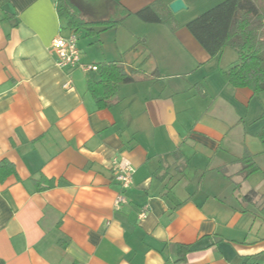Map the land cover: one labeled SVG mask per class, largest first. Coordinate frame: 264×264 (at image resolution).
Returning <instances> with one entry per match:
<instances>
[{"label":"crops","instance_id":"0c3cea01","mask_svg":"<svg viewBox=\"0 0 264 264\" xmlns=\"http://www.w3.org/2000/svg\"><path fill=\"white\" fill-rule=\"evenodd\" d=\"M57 1L0 0V161L14 168L0 180V264H264L260 202H241L258 192L238 174L245 152L264 153L245 129L259 102L185 27L224 0H182L176 13L175 0H70L90 24L76 33ZM145 7L164 21H141ZM71 34L80 63L149 78L99 109L97 71L54 64L53 39ZM241 123L243 137H229ZM115 159L134 170L126 190Z\"/></svg>","mask_w":264,"mask_h":264},{"label":"trees","instance_id":"16d2710c","mask_svg":"<svg viewBox=\"0 0 264 264\" xmlns=\"http://www.w3.org/2000/svg\"><path fill=\"white\" fill-rule=\"evenodd\" d=\"M56 11L74 33L80 29L88 30L90 24L77 17L70 0H58ZM136 15L148 23L164 21L152 7H145ZM166 19L169 22V18ZM185 27L209 58L222 54L226 48L235 52L236 60L222 71L227 84L235 89H248L253 95L264 92V0H224L196 16ZM96 66L98 81H89L88 91L99 109L108 108L116 100L118 86L149 78L138 69L124 68L117 62ZM256 136L264 146V126ZM254 161V156L248 152L239 159L241 169L238 174L242 180H247L249 175L259 170ZM13 171L12 164L0 161L1 181ZM43 180L45 183L46 180ZM52 185V181H47L45 187L37 184L39 191ZM241 202L255 205L260 202L256 205L257 215L264 223V195L258 197L257 193L249 192L242 197ZM179 250L185 253L188 248Z\"/></svg>","mask_w":264,"mask_h":264},{"label":"built area","instance_id":"2783aa9c","mask_svg":"<svg viewBox=\"0 0 264 264\" xmlns=\"http://www.w3.org/2000/svg\"><path fill=\"white\" fill-rule=\"evenodd\" d=\"M51 51L56 56L54 64L60 69L75 70L78 69L84 73L97 71V66L92 64H82L81 62V50H79L78 37L75 34H71L66 37H55L51 43ZM68 88V84L63 86ZM128 163L120 160H113L112 168L114 170L115 180L123 190L131 187L133 184L132 176L134 170ZM124 198L117 196L115 206L118 207L124 203Z\"/></svg>","mask_w":264,"mask_h":264},{"label":"rangeland","instance_id":"374dc122","mask_svg":"<svg viewBox=\"0 0 264 264\" xmlns=\"http://www.w3.org/2000/svg\"><path fill=\"white\" fill-rule=\"evenodd\" d=\"M204 12H202V13H204ZM78 16L79 15L77 14V17ZM194 18H192V19H194ZM189 21H191V20H189ZM223 52H224V56L222 57L223 59L221 61V65L230 66V63L233 60H236V58H237L236 54L230 48H226ZM254 96H255L254 99L257 102H259V106H260V103H262V107L264 108V92H262L260 94H257V95H254ZM252 103L253 104L248 109L249 115L246 116V118H247L246 128H245V126L242 125V123L238 124V125H235L232 128V131H231L229 137H238V136L239 137H243L244 128H245L246 131L250 134L249 136L250 137L252 136L255 139L254 142L258 143L259 145H262V143L260 142V140L258 139V137L256 135L260 132V130L263 127L264 117L262 115L264 113V109L262 108L263 111L260 114V116L258 117L259 119L258 118L254 119V116H256L258 114V112H259V109H258L259 106L257 105L258 106L257 107L254 102H252ZM259 124H261V125L258 128ZM254 162H256L257 166L259 167V170L254 172L253 175H249V179H248L249 184L248 185H250V188L253 187V189L256 190V192H258V194H263L264 193V153L262 152L259 155L255 156V161Z\"/></svg>","mask_w":264,"mask_h":264},{"label":"water","instance_id":"95a60500","mask_svg":"<svg viewBox=\"0 0 264 264\" xmlns=\"http://www.w3.org/2000/svg\"><path fill=\"white\" fill-rule=\"evenodd\" d=\"M183 5L184 4H183L182 0H175L170 5H168V7L170 8V10L173 13H176V12L180 11L181 9H185V6H183Z\"/></svg>","mask_w":264,"mask_h":264}]
</instances>
